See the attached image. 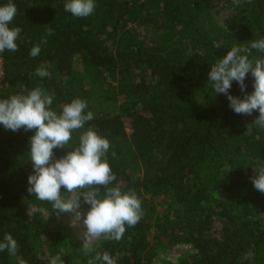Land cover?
Listing matches in <instances>:
<instances>
[{
	"label": "trees",
	"instance_id": "trees-1",
	"mask_svg": "<svg viewBox=\"0 0 264 264\" xmlns=\"http://www.w3.org/2000/svg\"><path fill=\"white\" fill-rule=\"evenodd\" d=\"M223 1L235 14L225 25L208 0H95L94 12L80 18L64 10L67 0H12L17 13L9 26L22 31L17 51L0 53V100L41 87L54 94L51 107L58 113L73 99L86 101L93 119L73 130L68 145L53 150L55 157L93 128L110 143L112 186L135 192L142 213L135 226L125 225L119 241L107 238L88 249L71 228L67 242L50 243L49 225L69 212L57 214L27 191L36 130L0 125V241L11 234L27 264H49L61 249L64 264H88L104 252L116 264H156L179 245L194 249L180 264H264V221L258 219L264 194L250 179L264 164V129L247 128L259 112L236 114L208 81L210 68L234 46L249 49L242 54L250 60L264 59L250 48L264 39V0ZM35 45L41 51L33 58ZM41 65L49 77L36 75ZM78 66L93 70L96 79L78 75ZM254 79L249 72L248 94ZM229 93L244 95L235 81ZM104 98L117 110L97 113L95 104ZM65 191L62 186L67 198ZM247 252L254 257L242 260ZM0 264L17 260L5 250Z\"/></svg>",
	"mask_w": 264,
	"mask_h": 264
},
{
	"label": "clouds",
	"instance_id": "clouds-1",
	"mask_svg": "<svg viewBox=\"0 0 264 264\" xmlns=\"http://www.w3.org/2000/svg\"><path fill=\"white\" fill-rule=\"evenodd\" d=\"M239 2L233 0L235 4ZM95 8V0H67L64 5L66 12L78 18L88 17ZM16 13L17 7L12 0L0 6V53L6 49L11 52L18 50L16 41L22 29L9 26ZM46 31L48 35L54 34L52 28ZM41 43H47V37H42ZM250 48L264 53V39L252 41ZM40 51V46L35 45L29 55L35 58ZM248 51L246 48L232 47L210 68L208 81L212 82L215 93L227 96L229 107L236 114L251 115L254 110L259 112V116L247 125L250 131L252 126L264 129V59L250 60L242 54ZM249 72L255 78L254 91L250 94L245 92V79ZM36 75L44 78L49 77L50 73L45 65H41L36 69ZM233 81L244 93L243 98L229 93ZM53 99L54 94L36 87L26 95H11L0 100V125L5 130H36L29 141L33 172L28 176L27 191L34 193L37 200L50 202L57 214L76 210V219H82L86 227V248L91 239L102 235L119 241L126 230L125 225L135 226L140 221L141 202L135 192H122L119 183L112 186L116 176L106 158L110 143L93 128L81 133L77 147L59 158L55 157L53 150L66 147L73 130L84 128L86 122L93 119V113L85 112L87 102L79 98L61 105L58 113L51 107ZM112 155L115 157V152ZM253 171L255 175L250 178L253 186L264 194V164L253 168ZM62 186L66 189L67 198L62 196ZM82 205L90 207L80 211ZM5 250L16 258L17 264H27L17 255L18 243L9 233H5L0 241V252ZM62 252L63 249L49 260V264H64ZM253 257L254 252H247L241 259L250 260ZM96 262L116 264L108 252L97 253L88 264Z\"/></svg>",
	"mask_w": 264,
	"mask_h": 264
},
{
	"label": "rangeland",
	"instance_id": "rangeland-1",
	"mask_svg": "<svg viewBox=\"0 0 264 264\" xmlns=\"http://www.w3.org/2000/svg\"><path fill=\"white\" fill-rule=\"evenodd\" d=\"M211 6V10L214 13L217 21L221 24H227L231 18H234L235 14L231 12L227 6L225 5V2L223 0H208ZM78 75L84 73L89 80L94 81L96 79L95 72L93 70L88 71L87 69H82L81 66H78L77 68ZM118 105L116 103L111 102L108 99H105L98 104H95V111L97 113H105V112H113L117 110ZM77 191H83V190H77ZM82 199V198H81ZM83 207L80 209V211H83ZM263 223L264 217H259ZM50 229V235L48 236V240L50 243H54L58 240H63L64 243L67 242V234L70 232L71 228H75L77 230L78 236L83 240L85 243L87 240V237L85 235L86 233V227L83 224L82 219L77 220L76 219V210L70 211L67 215L63 216L61 219H59L54 224L51 223L49 225ZM107 239L105 236H100L95 239H91L88 244L87 248H94L99 245V243L103 240ZM194 253V249H192V246L189 245H179L175 247L174 249L167 252V254L161 253L158 256V260L156 261V264H180V261L187 257L190 254Z\"/></svg>",
	"mask_w": 264,
	"mask_h": 264
},
{
	"label": "built area",
	"instance_id": "built-area-1",
	"mask_svg": "<svg viewBox=\"0 0 264 264\" xmlns=\"http://www.w3.org/2000/svg\"><path fill=\"white\" fill-rule=\"evenodd\" d=\"M2 64H3L2 58L0 56V83L3 81V78L5 76Z\"/></svg>",
	"mask_w": 264,
	"mask_h": 264
}]
</instances>
